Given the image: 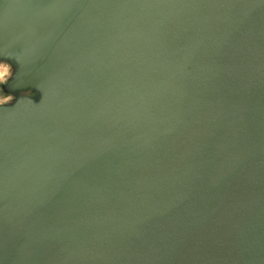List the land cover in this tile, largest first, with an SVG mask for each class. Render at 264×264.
<instances>
[{"label": "water", "instance_id": "obj_1", "mask_svg": "<svg viewBox=\"0 0 264 264\" xmlns=\"http://www.w3.org/2000/svg\"><path fill=\"white\" fill-rule=\"evenodd\" d=\"M0 264H264V0H0Z\"/></svg>", "mask_w": 264, "mask_h": 264}, {"label": "rangeland", "instance_id": "obj_2", "mask_svg": "<svg viewBox=\"0 0 264 264\" xmlns=\"http://www.w3.org/2000/svg\"><path fill=\"white\" fill-rule=\"evenodd\" d=\"M0 72H2V75H0V99H2L3 101L2 103H0V105L9 104L15 99V96L11 93L5 92L3 90V86L11 78L13 73V67L7 62L0 61Z\"/></svg>", "mask_w": 264, "mask_h": 264}, {"label": "clouds", "instance_id": "obj_3", "mask_svg": "<svg viewBox=\"0 0 264 264\" xmlns=\"http://www.w3.org/2000/svg\"><path fill=\"white\" fill-rule=\"evenodd\" d=\"M0 75H2V72H0ZM3 101H2V99H0V103H2Z\"/></svg>", "mask_w": 264, "mask_h": 264}]
</instances>
